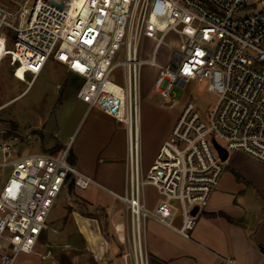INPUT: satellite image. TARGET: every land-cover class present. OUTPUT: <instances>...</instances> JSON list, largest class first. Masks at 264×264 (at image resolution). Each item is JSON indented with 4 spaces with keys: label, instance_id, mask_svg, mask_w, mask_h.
Wrapping results in <instances>:
<instances>
[{
    "label": "built area",
    "instance_id": "built-area-1",
    "mask_svg": "<svg viewBox=\"0 0 264 264\" xmlns=\"http://www.w3.org/2000/svg\"><path fill=\"white\" fill-rule=\"evenodd\" d=\"M252 5L253 0H0V63L10 58L34 78L52 58L82 77L77 97L88 108L125 125L127 190L111 193L127 207L135 264H148V218L191 238L229 163L216 143L264 164V9ZM146 38L155 41L148 60ZM160 46L168 49L162 63L156 60ZM145 63L159 69L153 89L162 103L172 104L174 88L192 81H207L217 96L206 116L192 101L186 104L146 170L140 144ZM69 145L0 162L11 169L0 189V264H15L21 252L35 251L69 181L80 188L95 183L69 161ZM148 184L161 195L153 210L145 202Z\"/></svg>",
    "mask_w": 264,
    "mask_h": 264
},
{
    "label": "rangeland",
    "instance_id": "rangeland-1",
    "mask_svg": "<svg viewBox=\"0 0 264 264\" xmlns=\"http://www.w3.org/2000/svg\"><path fill=\"white\" fill-rule=\"evenodd\" d=\"M251 7L264 9V0H253ZM154 45L153 39L144 40V59L152 57ZM167 55L168 49L160 46L156 60L162 63ZM16 68L10 58L0 63V162L4 157L9 160L34 152L56 153L60 148L55 150V146L69 143L70 153H76L85 166L93 163L99 166V162L103 164L108 160L116 162L113 172L119 178L123 167L120 162L125 159L126 152L125 125L98 107L88 108L77 97L82 77L52 58L34 78L30 73L24 75L23 68ZM158 70L157 66L148 63L141 67L140 144L145 170L189 101L204 116L217 101L216 94L208 89L207 81H192L184 87L174 88L172 104L162 103L160 95L153 89ZM10 171L7 166L0 165V189ZM92 186L85 190L86 194L95 192ZM69 187L70 183L63 189L58 203L72 207L82 204L78 186L73 185L72 191ZM99 191L107 194L109 202L116 199L102 189ZM143 191L154 204L161 198L154 185L143 186ZM215 191H218L221 207L233 215L245 217L252 232L264 224V164L259 160L241 150L231 151L229 163L213 193ZM180 223L179 214L175 225L179 227ZM190 235L193 238L192 232ZM47 243V247L42 244L33 253L21 252L15 264H67V245L50 240Z\"/></svg>",
    "mask_w": 264,
    "mask_h": 264
},
{
    "label": "crops",
    "instance_id": "crops-1",
    "mask_svg": "<svg viewBox=\"0 0 264 264\" xmlns=\"http://www.w3.org/2000/svg\"><path fill=\"white\" fill-rule=\"evenodd\" d=\"M169 135L162 139L160 146ZM124 155L125 159L120 162L122 172L116 178L113 172L116 162L113 160L99 162V166L96 163L85 166L73 153L72 164L95 183L87 188L78 187L82 204L72 207L58 203V199L36 248L42 244L47 247L48 240L65 243L68 247L67 264H133L132 247L127 241V207L111 193L123 195L127 190V138ZM91 185L95 192L86 194L85 190ZM99 189L117 200L109 202L107 194ZM212 194L210 202L197 217L191 239L156 218L146 220L144 240L148 264H264L261 250L264 248V224L252 232L245 217L233 215L221 207L218 191ZM145 202L150 210L156 206L146 195Z\"/></svg>",
    "mask_w": 264,
    "mask_h": 264
},
{
    "label": "water",
    "instance_id": "water-1",
    "mask_svg": "<svg viewBox=\"0 0 264 264\" xmlns=\"http://www.w3.org/2000/svg\"><path fill=\"white\" fill-rule=\"evenodd\" d=\"M216 148L218 149L219 153H220V156L223 160L227 159L229 157V152L221 147L219 144L216 143ZM198 211V208L195 207L194 210L192 211V214H196V212ZM262 252L264 253V248L261 249Z\"/></svg>",
    "mask_w": 264,
    "mask_h": 264
},
{
    "label": "trees",
    "instance_id": "trees-1",
    "mask_svg": "<svg viewBox=\"0 0 264 264\" xmlns=\"http://www.w3.org/2000/svg\"><path fill=\"white\" fill-rule=\"evenodd\" d=\"M62 146L60 144H58L57 146H55V150L61 148ZM73 153H70V157H69V161L71 163H73L74 159H73ZM70 183V187H69V190L72 191V188H73V185H75V182H74V179H72L71 181H69Z\"/></svg>",
    "mask_w": 264,
    "mask_h": 264
},
{
    "label": "bare ground",
    "instance_id": "bare-ground-1",
    "mask_svg": "<svg viewBox=\"0 0 264 264\" xmlns=\"http://www.w3.org/2000/svg\"><path fill=\"white\" fill-rule=\"evenodd\" d=\"M20 68H21V67H20ZM16 69H19V68H16ZM5 154H7V153H6V150H5ZM4 158H7V157H4ZM4 160H5V159H4ZM6 160H7V159H6ZM0 164H2V163H0ZM140 264H141V262H140Z\"/></svg>",
    "mask_w": 264,
    "mask_h": 264
}]
</instances>
